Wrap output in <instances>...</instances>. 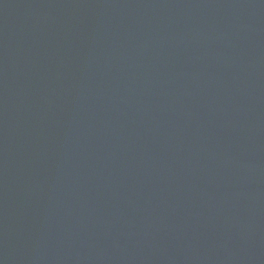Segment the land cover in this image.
I'll return each instance as SVG.
<instances>
[{
  "label": "water",
  "instance_id": "1",
  "mask_svg": "<svg viewBox=\"0 0 264 264\" xmlns=\"http://www.w3.org/2000/svg\"><path fill=\"white\" fill-rule=\"evenodd\" d=\"M0 264H264V0H0Z\"/></svg>",
  "mask_w": 264,
  "mask_h": 264
}]
</instances>
